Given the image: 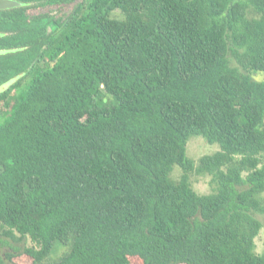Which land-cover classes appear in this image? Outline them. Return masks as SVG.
Returning a JSON list of instances; mask_svg holds the SVG:
<instances>
[{
  "label": "trees",
  "instance_id": "1",
  "mask_svg": "<svg viewBox=\"0 0 264 264\" xmlns=\"http://www.w3.org/2000/svg\"><path fill=\"white\" fill-rule=\"evenodd\" d=\"M19 1L0 11V264H264V0ZM193 136L220 151L196 165Z\"/></svg>",
  "mask_w": 264,
  "mask_h": 264
},
{
  "label": "rangeland",
  "instance_id": "2",
  "mask_svg": "<svg viewBox=\"0 0 264 264\" xmlns=\"http://www.w3.org/2000/svg\"><path fill=\"white\" fill-rule=\"evenodd\" d=\"M260 79H262V76L259 75ZM220 151V146L218 144H210L205 141V139L201 136H193L187 145V155L192 160L195 161L196 165H198V162L200 158L204 155H213ZM181 168L178 166H175L172 174L171 179L177 180L179 179L181 175ZM211 177L209 175H200L197 173H193L191 176V183L193 185V188L200 194H209L212 192L211 187ZM260 220L264 224V217L259 216ZM1 236V231H0ZM19 246H33L34 243L27 239L24 243L18 244ZM68 251V248L65 246H62L60 244H55L52 253L50 254L48 258V262H54L58 259H60L66 252ZM256 252L258 254L264 253V226L262 230L260 231L259 236L256 239Z\"/></svg>",
  "mask_w": 264,
  "mask_h": 264
},
{
  "label": "water",
  "instance_id": "3",
  "mask_svg": "<svg viewBox=\"0 0 264 264\" xmlns=\"http://www.w3.org/2000/svg\"><path fill=\"white\" fill-rule=\"evenodd\" d=\"M21 4L17 2L16 0H0V11L1 10H7V9H13Z\"/></svg>",
  "mask_w": 264,
  "mask_h": 264
},
{
  "label": "flooded vegetation",
  "instance_id": "4",
  "mask_svg": "<svg viewBox=\"0 0 264 264\" xmlns=\"http://www.w3.org/2000/svg\"><path fill=\"white\" fill-rule=\"evenodd\" d=\"M17 2H19L21 5L20 6H18V7H16V8H19V7H21L22 5H23V3H22V1H19V0H16ZM50 3H52V1L50 0ZM58 7V5H50L49 6V8H51V9H56ZM14 9V8H13ZM7 10H10V9H7ZM1 11H5V10H1ZM56 11V10H55ZM54 11V12H55ZM56 14V13H55ZM50 15H53V13H50ZM60 22V21H59ZM61 23V22H60ZM55 29V25H53V24H49V26H48V30H49V32H51V31H53ZM0 34H1V32H0ZM0 37H1V35H0ZM5 50H9V49H1L0 50V55L1 54H5Z\"/></svg>",
  "mask_w": 264,
  "mask_h": 264
}]
</instances>
